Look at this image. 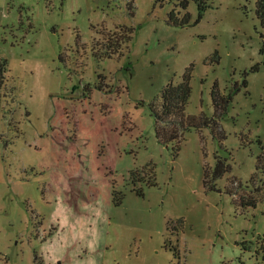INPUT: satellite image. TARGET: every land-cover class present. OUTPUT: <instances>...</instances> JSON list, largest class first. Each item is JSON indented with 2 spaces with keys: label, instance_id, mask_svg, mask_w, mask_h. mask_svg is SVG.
Wrapping results in <instances>:
<instances>
[{
  "label": "rangeland",
  "instance_id": "1",
  "mask_svg": "<svg viewBox=\"0 0 264 264\" xmlns=\"http://www.w3.org/2000/svg\"><path fill=\"white\" fill-rule=\"evenodd\" d=\"M180 1L0 0V264H264V198L241 206L264 192V27L255 0L170 26ZM120 28L126 49L96 61ZM188 68V115H213L215 83L239 91L218 129L165 146L149 107Z\"/></svg>",
  "mask_w": 264,
  "mask_h": 264
},
{
  "label": "trees",
  "instance_id": "2",
  "mask_svg": "<svg viewBox=\"0 0 264 264\" xmlns=\"http://www.w3.org/2000/svg\"><path fill=\"white\" fill-rule=\"evenodd\" d=\"M161 1V0H158ZM197 8V16L194 20H191L189 13L186 11L188 6V0H181L179 4L180 11L176 12L175 9L171 10L167 15V23L173 27H185L198 24L204 16L207 10L208 0H192ZM182 12V13H181ZM182 14V15H181ZM255 15L259 20L262 27H264V0H255ZM132 32L126 28H120L116 32L107 34L104 38L102 45L99 49L93 48V57L96 61L109 60L116 56H119L121 52L126 49V45L132 38ZM191 68L186 69L181 77L180 83L173 85L167 84L161 91L159 101L150 104V113L154 118V131L157 141L162 145L179 144L184 138V134L189 130L200 131L203 129H218V122L222 116L226 114L229 104L232 102L233 96L239 91L238 87H235L229 94H221L217 84L213 85L210 93L213 115L207 117L200 113L199 115L186 114V105L190 98L191 87ZM244 74V78H245ZM6 81V64L0 60V104H1V90ZM242 88L247 87V81L244 79L241 84ZM102 90V86L97 88ZM90 93V92H88ZM179 147L174 149L176 155ZM229 171V167L225 165L224 161L217 159L216 164L211 173L205 174L204 183L211 184V188H214L215 181L221 179L224 174ZM264 172V156H260L257 159L256 173L251 178V185L255 184L257 178V172ZM148 187L156 186L154 172L149 176V180L146 181ZM140 194V191H137ZM260 197H241V206L246 209H254L256 203L264 198V192L259 188L256 190ZM121 195L113 192V199L115 204L118 205L121 200Z\"/></svg>",
  "mask_w": 264,
  "mask_h": 264
}]
</instances>
